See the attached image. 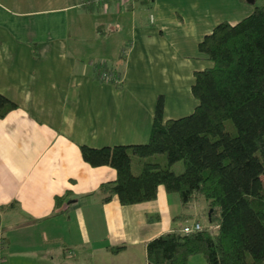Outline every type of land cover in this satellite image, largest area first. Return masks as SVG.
<instances>
[{
  "label": "crops",
  "instance_id": "obj_1",
  "mask_svg": "<svg viewBox=\"0 0 264 264\" xmlns=\"http://www.w3.org/2000/svg\"><path fill=\"white\" fill-rule=\"evenodd\" d=\"M81 1L0 0V94L16 104L0 117L7 264H148L150 239L187 219L210 223L199 219L203 198L184 208L163 185L129 205L91 195L117 171L89 164L81 145L147 142L161 94L166 119L192 112L194 73L212 64L199 42L249 15L253 0ZM96 66L121 82L100 80Z\"/></svg>",
  "mask_w": 264,
  "mask_h": 264
},
{
  "label": "trees",
  "instance_id": "obj_2",
  "mask_svg": "<svg viewBox=\"0 0 264 264\" xmlns=\"http://www.w3.org/2000/svg\"><path fill=\"white\" fill-rule=\"evenodd\" d=\"M253 3L249 15L217 24L199 42L212 64L195 72L198 103L191 113L166 119L161 94L147 142L81 145L89 164L117 171L91 193L103 202L114 196L123 205L150 201L160 185L177 193L184 208L199 198L207 202L210 223L187 219L204 228L185 233L180 226L150 239L148 264H189L195 254L206 264H264V0ZM15 106L0 94V117ZM177 161L184 163L180 173L172 169Z\"/></svg>",
  "mask_w": 264,
  "mask_h": 264
},
{
  "label": "built area",
  "instance_id": "obj_3",
  "mask_svg": "<svg viewBox=\"0 0 264 264\" xmlns=\"http://www.w3.org/2000/svg\"><path fill=\"white\" fill-rule=\"evenodd\" d=\"M110 1H114L123 6L128 1H133V0H82L80 2V6L92 7V6L101 5V4L107 5ZM96 69H97V76L100 80L108 81L112 83L121 82V78L114 71L106 69V68L99 69L98 66L96 67ZM203 228L204 226L200 222L189 223L187 221L181 226V231L185 233H190L195 230H201ZM5 245H6L5 238L2 235H0V264H7V256L5 255V252H4Z\"/></svg>",
  "mask_w": 264,
  "mask_h": 264
},
{
  "label": "rangeland",
  "instance_id": "obj_4",
  "mask_svg": "<svg viewBox=\"0 0 264 264\" xmlns=\"http://www.w3.org/2000/svg\"><path fill=\"white\" fill-rule=\"evenodd\" d=\"M198 61V60H197ZM209 64H211L210 62H209ZM183 69V68H182ZM198 69V68H197ZM188 69L186 68V72L183 74L184 76H186L187 75V73H188ZM197 71V70H196ZM195 74V73H194ZM191 75H193V72L191 73ZM181 83H185L184 81H181ZM191 83V82H190ZM191 85V88H192V84H190ZM190 92V96H191V98L193 97V101H192V103H190V105L192 104V107L190 108V109H192L193 107H195V104H196V98L194 97V95H193V93H192V89H191V91H189ZM198 102V101H197ZM189 111H192V110H189ZM188 113V112H187ZM191 113V112H190ZM232 124V123H231ZM138 166V163H137V161H135L134 162V166H133V169H135L136 167ZM172 169H174L173 171H175L176 173H180L181 171H183L184 170V163H183V161H177V162H175L173 165H172ZM208 208V207H207ZM207 211H208V209L206 210V214L202 217V216H200L199 217V219L201 220V221H203V222H207L208 223V220H209V218H208V215H207ZM209 224V223H208ZM196 256H199L198 258H202V261H200L199 259H195L194 260V264H206V260H205V258H204V256H203V254H198V255H196Z\"/></svg>",
  "mask_w": 264,
  "mask_h": 264
},
{
  "label": "water",
  "instance_id": "obj_5",
  "mask_svg": "<svg viewBox=\"0 0 264 264\" xmlns=\"http://www.w3.org/2000/svg\"><path fill=\"white\" fill-rule=\"evenodd\" d=\"M69 202H71V201H69Z\"/></svg>",
  "mask_w": 264,
  "mask_h": 264
}]
</instances>
